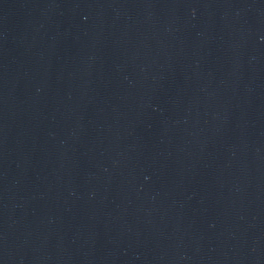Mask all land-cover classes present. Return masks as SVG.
<instances>
[{"label":"water","instance_id":"water-1","mask_svg":"<svg viewBox=\"0 0 264 264\" xmlns=\"http://www.w3.org/2000/svg\"><path fill=\"white\" fill-rule=\"evenodd\" d=\"M0 264H264V0H0Z\"/></svg>","mask_w":264,"mask_h":264}]
</instances>
